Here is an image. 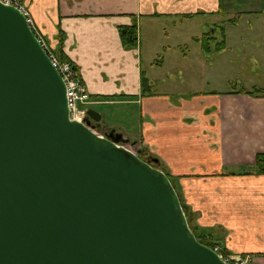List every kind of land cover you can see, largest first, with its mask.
<instances>
[{
  "label": "crops",
  "instance_id": "0c3cea01",
  "mask_svg": "<svg viewBox=\"0 0 264 264\" xmlns=\"http://www.w3.org/2000/svg\"><path fill=\"white\" fill-rule=\"evenodd\" d=\"M24 3L52 51L59 49L64 61L78 69L90 99L96 101L89 107L140 105L138 131H122L101 118L100 131L115 129L159 160L173 178L193 227L201 228L229 252L249 253L254 264H264V174L229 173L252 167L256 155H264V0ZM167 21L173 27L180 25V32L172 39L166 36L161 43L153 42L158 24ZM133 23L137 25L136 46L125 48L119 27ZM220 26L224 46L216 50L213 45L221 41ZM208 33L213 38H206ZM203 37L210 45L205 52ZM191 43L201 58L231 56L247 79L240 77L241 89L180 103L157 92L154 69L166 59L159 61L157 56L176 51L178 62L187 57ZM143 81L149 86L147 95L142 93ZM253 89L257 91L247 93Z\"/></svg>",
  "mask_w": 264,
  "mask_h": 264
},
{
  "label": "water",
  "instance_id": "95a60500",
  "mask_svg": "<svg viewBox=\"0 0 264 264\" xmlns=\"http://www.w3.org/2000/svg\"><path fill=\"white\" fill-rule=\"evenodd\" d=\"M100 118L69 119L60 74L0 2V264H226L168 176L115 129L96 133Z\"/></svg>",
  "mask_w": 264,
  "mask_h": 264
},
{
  "label": "rangeland",
  "instance_id": "374dc122",
  "mask_svg": "<svg viewBox=\"0 0 264 264\" xmlns=\"http://www.w3.org/2000/svg\"><path fill=\"white\" fill-rule=\"evenodd\" d=\"M168 22V21H167ZM169 23V22H168ZM157 35L155 43L172 39L173 36L180 32V25L173 27L170 23L161 22L157 26ZM164 30L168 34H164ZM159 39V40H158ZM191 43L189 51L186 53L187 57L183 59L180 57L179 61L175 59L178 56L177 52H169L168 55L160 53L157 58L159 61L165 59V63L161 67L157 66L154 69L157 82L154 81V88L157 92L166 94L171 98V101L179 103L187 100L206 99L211 94L222 92L229 89H241V80L246 81L243 74L240 73V68L234 60L229 59L231 56L223 58L213 54L212 56H205L201 58L198 56V51ZM174 55V56H173ZM144 57V56H143ZM143 69L147 70L143 60ZM253 71V70H250ZM238 80V81H237ZM244 83V82H242ZM100 115L104 124H112L123 130H132L134 132L139 130L140 121V105L136 103L128 104H112L101 107L92 106ZM123 135V134H122ZM133 150V149H132Z\"/></svg>",
  "mask_w": 264,
  "mask_h": 264
},
{
  "label": "built area",
  "instance_id": "2783aa9c",
  "mask_svg": "<svg viewBox=\"0 0 264 264\" xmlns=\"http://www.w3.org/2000/svg\"><path fill=\"white\" fill-rule=\"evenodd\" d=\"M0 2L5 5L12 6L22 12L24 17L26 18L27 23L32 28V31L37 40L48 54L52 64L54 65V67L60 74L62 81L64 82L69 119L85 123V118L87 117V109L89 105L96 103V101H92L90 99L89 93L80 77L78 69L74 67V65L70 61H60L57 58L43 36L34 26L24 0H0ZM210 248L226 264H254V258L249 253H231L218 242L212 243Z\"/></svg>",
  "mask_w": 264,
  "mask_h": 264
},
{
  "label": "trees",
  "instance_id": "16d2710c",
  "mask_svg": "<svg viewBox=\"0 0 264 264\" xmlns=\"http://www.w3.org/2000/svg\"><path fill=\"white\" fill-rule=\"evenodd\" d=\"M119 34H120V39H121L122 45L125 48H133L136 46V42H137V25H136V23H133L132 25H129V26H120L119 27ZM204 40L205 39H202V45H203L202 47L207 49L208 43L204 42ZM55 55L57 56V58L60 61L65 60V58L61 56L59 49H58V51H56ZM148 88H149V86H147L145 81H143L142 82V93L144 95H147L149 93V92L146 93V90H148ZM256 91H257V89H253L251 91H247V93L251 94V93H255ZM137 155H138V157H140L141 159L146 160V161L152 160V162H153V160H154L153 156L145 155L143 153L142 149L138 151ZM154 166L161 169L168 176L171 184L173 185V187H174V189H175V191H176V193L180 199V203H181L184 215L186 217L187 223H188L190 229L192 230V232L194 233L195 237L197 238V240L202 244L210 246L213 243V241L209 238V236L206 235L201 230V228L197 229L191 225V223H192L191 216L189 215L187 207H185L181 197L179 196V194L176 190L173 178L169 177V175L163 170L159 161H157L156 164H154ZM229 173H231V174H264V155L263 154H257L256 158H255V163L252 167L233 170V171H230Z\"/></svg>",
  "mask_w": 264,
  "mask_h": 264
},
{
  "label": "flooded vegetation",
  "instance_id": "af4514ba",
  "mask_svg": "<svg viewBox=\"0 0 264 264\" xmlns=\"http://www.w3.org/2000/svg\"><path fill=\"white\" fill-rule=\"evenodd\" d=\"M230 21H233V19H229V22ZM220 31H219V36H220V40L221 41H214V45L213 46H215V48H216V50H220V49H222L223 48V46H224V44H223V42H224V38H223V36H224V30H223V27L222 26H220ZM215 35V34H214ZM205 36H206V38H213V36H211L210 35V33H208V34H205ZM216 36V35H215ZM205 37H203L202 39H204ZM223 38V39H222ZM208 44V48L207 49H209L210 48V45H209V42H207ZM201 46H203L202 45V42H201ZM202 48V50L205 52V49L206 48H204V47H201ZM100 122V121H99ZM99 122H93V124L95 125V127L97 128V129H99V126H100V123ZM100 130V129H99ZM114 132H115V134H122V133H119V132H117V131H115L114 130ZM123 136V135H122ZM124 138V137H123ZM128 140V139H127ZM126 147L127 148H129V149H133L132 151H134L135 153H138V151L139 150H143V153L145 154V155H147V153H146V151L141 147V146H139L138 145V143L137 142H135V144H130L129 143V141H128V144L126 145ZM151 156H153V155H151ZM154 157V159H156L157 161H159L155 156H153ZM152 165H154V164H156V162H152V160L151 161H149ZM159 169V168H158ZM161 170V169H160Z\"/></svg>",
  "mask_w": 264,
  "mask_h": 264
}]
</instances>
